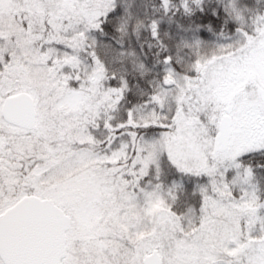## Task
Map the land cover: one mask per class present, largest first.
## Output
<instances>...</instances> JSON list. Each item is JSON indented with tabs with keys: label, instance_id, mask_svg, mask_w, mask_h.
<instances>
[{
	"label": "snow or ice",
	"instance_id": "1",
	"mask_svg": "<svg viewBox=\"0 0 264 264\" xmlns=\"http://www.w3.org/2000/svg\"><path fill=\"white\" fill-rule=\"evenodd\" d=\"M0 264H264V0H0Z\"/></svg>",
	"mask_w": 264,
	"mask_h": 264
}]
</instances>
